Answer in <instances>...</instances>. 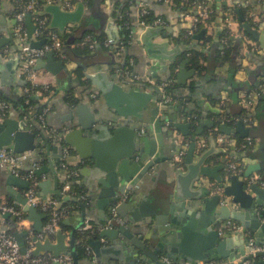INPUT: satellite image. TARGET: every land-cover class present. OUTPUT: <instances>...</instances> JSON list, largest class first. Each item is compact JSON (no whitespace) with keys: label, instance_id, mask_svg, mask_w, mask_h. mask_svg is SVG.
Returning <instances> with one entry per match:
<instances>
[{"label":"crops","instance_id":"obj_1","mask_svg":"<svg viewBox=\"0 0 264 264\" xmlns=\"http://www.w3.org/2000/svg\"><path fill=\"white\" fill-rule=\"evenodd\" d=\"M126 1L129 0H76V3H84V15L79 24L75 26H69L66 37H62L58 29L50 28V16L46 15L44 17L48 20L49 28L52 31L57 32L60 36V39L64 38L66 41L69 36H74L73 43L70 44L68 48L69 50H72V48L77 45V40L82 38V32L86 29L90 31L88 34L94 36L95 38L102 34H105L109 38V30L112 31L115 36L117 35L116 37H119L120 27L114 14L116 11H119V8H117L118 3L121 2L122 5ZM140 1L141 0H135V6L132 10V17L134 20L133 22L135 24L137 23V6ZM144 1L147 3L149 8L155 12L156 15L164 16L168 24L164 26H154V28L148 32H146L147 30L144 32H138L137 29L134 28L131 40L129 41L127 47H125V51L122 54L124 55L125 53V57H127L125 60H133L134 63L132 69L135 71V73L149 76L157 81L176 82V74L178 73L182 63L188 59L190 60L189 52L192 51H198L202 53L203 57H206L203 62L211 67L214 64V54L218 48L219 36L223 29L228 27L234 34V38L231 43L232 56L233 58L239 60L241 68L235 70L232 64L223 63L216 66L215 68L212 67V74H198L196 72L195 76L188 80L187 85H180L177 89H175L177 100L169 103L171 104V110L168 115H170L172 118L175 116L181 119L185 118V115L183 116V111L178 108V106L182 104L183 107L190 112V115L194 118L196 124L192 126L190 136H184L182 133H178L177 131V133L175 132V136L172 139H165L163 141V147H160L155 138L151 139V141H154L156 144L154 155L160 151V156L166 158L167 160H164L162 163H158L154 168V172L145 175L144 178L139 181L137 187L129 191L130 196L123 203L132 202V205L118 209L119 215L123 218L126 226L130 227L132 230H138L137 234L139 235L145 234L147 232V228H137L138 225L143 226L142 223L146 219V209L141 207V202L144 200V198H148L154 206H158L161 200L160 196H164V203L167 207H169L171 194L174 193L175 189V179L178 176V173L175 171L176 165L174 162H176V157L181 151L186 154L184 156L186 158L192 143L196 142L200 138H203L205 139V145L201 146L196 142V146L193 151L194 157L198 158V156L203 151L213 149L214 153L208 157L209 164L224 165L221 158V154L224 152L222 146L224 145H222L218 140V135L221 133L217 132L214 135L213 131H216L218 128L216 126L211 127L206 124L207 121H212L216 125L215 122L216 118L218 117L215 116L219 113H221L219 117H222L223 115H230L232 118H237L243 113L244 109L249 112L253 118L252 121L250 120L253 125L250 121L248 122V120L243 121L245 125L250 128L249 137L246 138L253 141V148H251L249 152L239 149L236 145V138H242L239 134L231 136L225 135L227 138L226 144L231 145L234 156L242 160L243 173L253 167L259 166L261 170H253L252 175L260 174L262 178L264 176V109L259 111L257 110L258 105H260L258 104V88L261 86V90L264 91V84L261 85L259 81L264 82V75H257L255 77L251 76L252 72H258L259 70L257 69H259V67L262 68L260 63H264V0H235V4L240 7L239 9L241 10L243 17L244 13L242 7L247 10L244 20L250 23L251 26L258 31V38H254L253 35L249 34L237 18H235L231 24H229L227 20L219 19L214 23L206 25L204 29L200 30L199 32H195L194 36L188 43L177 41L175 37L179 34L181 29L191 25L188 16L193 15V8H189L187 10V17H182L181 13L185 11L174 8L172 0ZM216 2L219 4L225 3L227 6L230 3L229 0H216ZM76 3L74 4L73 8L75 7ZM15 12L16 5L13 0H0V24L2 25V30L0 32V54H2V57L0 58V91L6 95L22 92L20 86L22 80V76L20 75L21 56L17 61L19 68L16 65L12 67L14 70H16L11 81V85L8 84L3 86L1 84L6 69V63L9 59V54L13 53L14 58H16L19 54L15 45V39L12 43L7 45L2 43L5 37L8 36L6 29H10L14 26L13 22L16 19ZM41 12L42 9L39 11V14L43 16ZM250 19L252 20V23L249 21ZM32 21L35 24L34 18H32ZM110 22H115L116 27L114 25L108 27ZM159 27L160 29H158ZM74 28H79L78 32L72 30ZM27 29L29 31L28 25ZM197 35H200V37H197ZM205 35H211L212 41H205L203 39ZM30 38V42L33 40H43V38L35 37L34 34ZM7 47L11 49V52L5 54L4 50ZM94 52L95 51H92L91 54L83 55L80 58L83 60V64L87 65L85 67V73H102V75H104L106 78L114 80L119 85H122L126 92H129L131 88L140 87L143 91L148 90L153 92L157 97L158 93L154 89L142 86L139 83L127 79V77H124L122 73H118V69L124 67L125 65L123 55L114 54L113 52H98L97 56L93 58ZM184 53L189 54H187L186 59L179 61ZM56 58L60 59L57 56ZM189 64L190 63L186 64L185 67L187 70H192L189 67ZM67 67L69 69L74 67V63H69ZM36 70V79L33 81L35 84L44 86L52 85L60 89L56 95H52L50 97L41 96L42 103L47 104L45 105V108L49 107V111L45 113L47 129L66 128L69 130V127L80 122V115L77 113L76 108L81 104H88L90 109L81 111V118L90 125L93 123L95 116L100 117L101 119H106L107 121L109 120L108 122L110 123L113 120L124 119V116H121L118 112L119 108L126 111L130 118L131 125L137 129L138 133L141 132V127H144L145 124L149 125L151 132L154 133L153 126L149 124L150 112L149 109H147L149 107V103L146 104V100L142 97H125L120 93L112 92L110 98H108L96 85H94L97 91L95 92L96 97L92 96L91 94L88 95L87 93L83 94L80 86L77 85V78L74 74H70V72L67 73L64 70L57 74H54L44 68H36ZM171 73H173V75ZM171 75L174 78H172ZM256 83H258V87H255ZM191 85L194 86V89L191 88ZM72 86L75 88V96L80 100V103L74 107H72L65 99V93L67 90H70ZM7 90L9 93H6ZM248 97H250L251 104H249V101L247 100ZM155 100L151 101L150 105L155 106ZM139 114H143V117H139ZM9 117L13 119L21 118L19 116V112L12 109L9 112ZM183 121H188V119L186 120L185 118ZM202 122H205L201 128L202 134L196 135L195 130L198 129ZM237 122L235 124L229 125L234 127L236 126ZM27 128L31 130L30 126ZM40 134H42V136L44 135L46 138H49V143L47 146L45 141L42 140V144L37 146L42 148L43 151V156L40 160L41 164L42 160H46L45 164H42V166L48 167L47 170L40 176L41 179L38 186V193L42 198L57 197V195L50 191L47 193L49 189H53L55 188V185H57L60 189H62L63 195H66V191L68 190H65L64 187L67 183H69V174L67 169L61 166L62 151L59 150L58 142L51 139L52 137H50L47 130L43 128ZM189 139H191V143L188 141ZM70 148L71 152L67 158V163L68 165L72 166H77L81 163L84 164V168H80L82 169L80 179L82 185L88 192L87 198L79 197V200H82L81 202L85 203L86 205V219L83 224L84 226L79 227L77 230L89 228V224L91 223H95L100 227L102 226L98 232V238H94L92 240L101 241L103 245H111L115 243V241L111 240L110 238H102L100 233L106 227L111 217L110 208L115 201L110 202V199L115 194H120L121 184L114 186L109 182L107 184L100 183L99 177L102 175L96 176V173L94 172V161L90 159V161L84 163V160L81 159L75 148ZM180 148L181 151L179 150ZM221 148L222 150L219 152L218 150ZM173 153V158H170ZM151 157L154 156L152 155ZM51 163H54L53 165L56 169L55 172L51 169ZM118 169L119 167L117 170ZM30 170L31 166L29 164H25L23 166L24 172H28ZM223 171L224 168L221 171L222 175H224ZM9 177L10 174L6 170L1 171L0 200L7 202L10 201L16 206L23 208V205L18 202V199L11 197V195H17L21 198H24L25 191L29 186V181L27 179L21 178L22 180L28 182V186L19 187L9 183ZM102 177L106 178V173H104ZM55 178L57 180L56 184ZM119 178H122L121 174L119 175ZM47 180L51 181V184H49V186L42 185V182ZM200 186L201 185L199 182L196 183L194 191L200 190ZM103 191L105 194L101 195ZM84 199H89V202H86ZM101 201L107 202L104 207L100 205ZM226 201L232 211L243 210L239 204L233 202L232 198H227ZM10 219L14 223L15 219L12 217H10ZM81 219L82 206L80 210H75L71 214H68L63 219L62 226L60 227L69 236L71 230L81 221ZM55 240L56 237L54 236L53 241ZM216 247H218L216 242L204 241L203 239L196 237L188 238L184 244V248L187 251L200 255L206 254L212 248ZM90 253L92 254L93 260L98 261L92 250ZM86 261H84V263H86ZM112 264H115V262ZM173 264L176 263L173 262Z\"/></svg>","mask_w":264,"mask_h":264},{"label":"water","instance_id":"obj_2","mask_svg":"<svg viewBox=\"0 0 264 264\" xmlns=\"http://www.w3.org/2000/svg\"><path fill=\"white\" fill-rule=\"evenodd\" d=\"M42 1L44 2L42 15L50 16V28L58 29L62 37H66L69 26L79 24L84 15L83 2H77L73 9H65L62 3ZM26 21L29 27V36L32 37L36 25L32 21L31 14H27ZM239 21L249 34L253 35L254 38L259 37L258 31L244 20L240 9ZM13 23L16 24V19ZM113 25L115 26L116 23L110 22L108 27ZM152 28L154 27L145 28L143 25H136L135 27L138 32H144L145 30L148 32ZM14 30V26L6 29L8 36L5 37L2 43L7 45L14 41ZM109 34L112 43L117 44L120 41V36L116 37L117 35L115 36L110 30ZM197 37H200V35H197ZM73 38L74 36L67 38L68 45L73 43ZM44 41L45 39L41 41L33 40L31 44L35 47H41ZM1 57L2 54H0ZM19 57V54L16 58H14L13 53L9 54L1 83L3 86L11 85L16 70L12 67L16 65L19 68L17 63ZM188 63H190L189 59L182 63L176 74V82L179 85H187L188 80L196 74V70L186 69L185 65ZM260 66L263 68L264 63L261 62ZM35 67L37 69H47L54 74L62 70L69 72L67 65L62 60L57 59L53 51H49L44 57L39 58ZM262 68L259 67L257 70H262ZM85 74L92 81V84L96 85L108 98H110L112 92H115L125 97L140 96L146 100V104L149 103L147 108L150 112L149 124L153 126L154 133L151 132L150 126L146 124L141 127V132L138 133L137 129L131 125L126 111L119 108L118 112L121 116H124V119L113 120L110 123L109 120L95 116L93 123L90 125L81 118V111L90 109L89 105L81 104L76 108L77 113L80 115V122L69 127L64 135V144L74 147L84 163L90 161V159L94 161L96 176H103L106 173V178L99 177L100 183L107 184L109 182L114 186L121 184L120 194H115L110 199V202H114L121 197L120 195L133 189L145 175L154 172V168L158 163L167 160L160 156V151L154 155L156 144L151 139L155 138L160 147H163V141L172 139L177 131L184 136H190L193 123L183 121L191 115L182 104L178 108L183 111L185 118L181 119L177 116L172 118L168 115L171 104L164 103L161 94H157L156 97L153 92L143 91L140 87L131 88L129 92H126L122 85L106 78L102 73ZM6 93H9V91L7 90ZM154 100L156 105H150V102ZM139 117H143V114H139ZM204 124L205 122H202L195 130L196 135L202 134L201 128ZM206 124L211 127L215 126L212 121H207ZM219 130L225 135L239 134L242 138L249 137L250 134V128L245 125L243 120H239L234 127L223 122L220 124ZM43 137L48 146L49 140L45 136ZM38 145L37 134L33 130H28L27 123L24 122L23 118L13 119L6 115L3 121L0 122V151L8 148L13 152H24L34 150ZM195 146L196 142H193L183 163L185 166L181 163V160H175L176 162H174L178 176L175 179V189L174 193L171 194L169 207L161 200L158 206H154L148 198H144L141 202V207L146 209V219L142 223L143 226L138 225L137 228H147L145 234H137L138 230H132L125 223L122 225L113 224L111 228H104L100 234L102 238H110L115 243L103 245L101 241L89 240V247L101 264H112L114 262L115 264H173V262L176 264H199V262L207 264L212 261L215 264H234L235 260L245 254L248 238L244 233L221 234L217 226L227 219H235L243 223L253 233L256 242L264 244V186L259 183H252L251 185L247 183V179L252 176L253 170H261V168L259 166L253 167L247 170L242 177L237 174L229 177L224 176L221 173L224 165H210L208 162V157L214 153V150L203 151L198 158H195L193 153ZM62 149L63 143H59V150L62 151ZM179 150L181 151V148ZM221 150L222 148L218 151ZM152 155L154 157H151ZM173 156L174 153L170 158H173ZM53 164L51 163V169L55 172L56 169ZM47 168L42 166L36 170V174L41 176ZM120 174L122 175L121 179L119 178ZM50 182L48 180L43 181L42 185L49 186ZM198 182L201 188L194 191ZM9 183L19 187L28 186L27 181L12 174H10ZM57 187L55 185V188L49 189L47 193L50 191L57 195L61 207L72 198L68 194L63 195L62 189ZM104 194L103 191L101 195ZM11 197L18 199V202L23 205V211L27 213L28 219L33 222L34 228L40 231L46 214L28 204L26 197L21 198L17 195H11ZM227 198H232L233 202L239 204L243 210L232 211L226 201ZM106 203L101 201L100 205L104 207ZM131 205L132 202H125L118 209ZM81 206L82 219L71 230L69 236L60 227L54 235L56 237L55 241L52 237H47L36 243L33 251L35 255L45 253H52L55 256L69 254L73 258L71 264H81L75 251V232L83 226L86 219V205L81 202ZM4 216L5 218L12 217L15 219L9 213ZM10 230L19 241L24 252L26 250L25 237L27 231H19L17 225L14 229L10 228ZM192 237L204 241H214L218 244V247L212 248L206 254H194L184 248L185 241ZM163 256H167L170 262L164 261ZM252 264H264V251L256 254V259Z\"/></svg>","mask_w":264,"mask_h":264},{"label":"built area","instance_id":"obj_3","mask_svg":"<svg viewBox=\"0 0 264 264\" xmlns=\"http://www.w3.org/2000/svg\"><path fill=\"white\" fill-rule=\"evenodd\" d=\"M230 3L227 9V21L229 24L233 23L235 20L234 10H235V0H229ZM47 3H62L65 9H72L76 1L72 0H46ZM191 8L194 9V13L191 16H188L190 20V27L187 31L189 35L193 34L196 30L199 23H202L207 19L210 13L213 10V1L212 0H202L195 1L192 3ZM16 24L14 25V39L15 45L17 47V52L21 56V66H20V75H25L26 78L34 83L33 81L36 79V61L39 58L44 57L49 51L53 49L61 50L63 45L60 39V36L57 32L48 31V39L49 43L43 44L41 47H35L30 42V37L27 29V21L26 16L29 13H38L40 11V6L38 0H28V1H20L16 0ZM149 6L144 0H141L137 6V23L136 25H143L145 28L154 27L158 25H166L168 22L161 17L157 18L153 24H146L145 21L141 20L142 16L147 14L149 11ZM182 17H187L186 12L181 13ZM35 19V31L34 36L39 38L43 35L48 25V20L45 17L34 16ZM2 26L0 24V32ZM134 31H132L133 34ZM224 45H227V41L223 40ZM98 44V38L93 37L92 35H85L82 40V45H89L90 48H95ZM106 45H112V47H117L118 55H121L125 51V45L123 42L119 41L117 44L112 43L111 39H108L105 42ZM11 52V49L7 47L4 50L5 54ZM62 57H65L62 54ZM125 65L122 68L118 69V73H122L124 77L127 79L139 83L142 86L150 87L154 89L158 94H161L163 97L164 103L174 102L176 99L173 94L167 92L166 87L171 83V81H157L154 78H151L146 75H141L135 73L132 69L133 60L127 59L124 60ZM92 96L96 97V93L92 92ZM249 104H251L250 97L247 99ZM8 107L7 104L0 102V122L3 121L4 117L2 115V110H6ZM49 111V107L44 108L43 114L40 116L43 127L48 131L51 135L52 139L59 143H63L62 156H61V166L68 171V163L67 158L70 155V147L64 144V135L68 131L66 128L63 129H55L49 128L47 129L45 113ZM189 117H186V120ZM219 118H216V121ZM238 121L240 118H234ZM24 121H27V118H23ZM243 120L247 121L246 118ZM249 122V121H248ZM218 128V127H217ZM219 142L224 145L227 143V138L225 134L221 133L218 135ZM249 143H252L251 139H248ZM201 146L205 145V139L200 138L196 141ZM223 147V146H222ZM184 152L181 151L179 155L176 157V160H182ZM43 156L42 148L37 147L34 150H28L24 152H13L11 149L5 148L0 151V174L2 170H6L9 174L27 179L30 184L29 187L25 191V197L27 198V203L36 207L41 212L46 214V218L44 220L43 226L40 231L34 228L33 222L28 219L26 212L23 211L22 207H18L15 204H10L7 201L0 200V264H71L73 258L69 254H61L58 256L53 255L52 253H45L40 255H35L33 253L36 243L38 241H43L47 237H54L57 230L60 228V222L67 215L64 210L59 211V201L54 198H42L38 193V186L40 180H37L34 176L36 170L41 168V158ZM25 164H29L31 166V170L27 173L23 172V166ZM225 169V168H224ZM226 171L229 173L241 175L243 176V167L240 166L239 163L234 161H228L226 165ZM72 174L76 175L77 171H73ZM69 177V176H68ZM248 185L252 183H259L264 186V179L260 174H253L251 177L247 179ZM69 183L65 185V190H69L71 187ZM137 187V185L135 186ZM134 187V188H135ZM88 194L82 196V198H87ZM129 192H126L121 195V197L116 200L110 208V219L105 228H110L113 224L122 225L124 224L123 218L119 215L118 207L121 203L126 201L129 198ZM10 214L15 217V222L17 223V229L19 231L26 230L27 235L25 237V246L26 250L23 252L19 241L14 237L13 233L10 232L9 224L6 221L5 214ZM218 231L222 233H244V235L248 238V245L246 246V251L243 256L239 259L235 260L234 264H252L254 259H256V254L264 251V244L257 243L253 233L250 229H247L246 226L240 221L234 219H227L222 221L217 226ZM88 253H90V247L87 248ZM163 260L166 262H170L167 256H163ZM88 264H101L99 261L92 260ZM199 264H203V262H199ZM207 264H215L214 261L209 262Z\"/></svg>","mask_w":264,"mask_h":264},{"label":"trees","instance_id":"obj_4","mask_svg":"<svg viewBox=\"0 0 264 264\" xmlns=\"http://www.w3.org/2000/svg\"><path fill=\"white\" fill-rule=\"evenodd\" d=\"M20 1H28V0H20ZM72 1H76V0H72ZM195 1H202V0H172L174 8H176L177 10L179 9V10L185 11V12H187V10L189 8H191V6L193 5L192 3ZM212 1H213L212 12L210 13L209 17L207 19H205V21L198 24L194 33L199 32L200 30L204 29V27L206 25L214 23L219 19H221V20L227 19V17H228V14H227L228 6L225 3L219 4L218 2H216V0H212ZM13 2H16V1L13 0ZM38 2H39V6H40L39 8L41 10L44 2L42 0H38ZM134 6H135V0L126 1L122 5H121V2H119L118 6H117V8H119V11H116L114 14L116 17V21L118 22V25L120 27V38H121L120 41L123 42L125 47H127V45L129 44V41L131 40V36H132V31H134V28L136 26V24L133 22L134 20L132 17V10H133ZM239 8L240 7L238 5H235L234 17L237 19H239ZM242 8H243L244 17H246L247 10L244 7H242ZM148 11L149 12L147 14L143 15L141 18V20L145 21L146 24H153L154 21L159 17H161L162 19H165L164 16L156 15L155 12L151 8H149ZM29 14L32 15V18L34 16L44 17V16H41L39 14V12L38 13H29ZM249 21L252 23L251 19ZM189 26L184 27L183 29L180 30L179 34L175 37V39L177 41H181L184 43H188L190 41V39L194 36V33L191 35H189L187 33ZM72 30H75L78 32L79 28H77V29L74 28ZM48 31H51V29L49 27L47 28V31L39 37V38L45 39L44 44L50 42L48 39ZM88 33H90V31H88L87 29L82 32V38L77 40L78 43L74 48H72V50L68 49L69 45L66 44V41L64 38H61L62 45H63L62 49L61 50L53 49L52 51L55 53V55L58 58L62 59L64 64H66L67 66L69 63H74V67L70 68L69 72H70V74H74L76 76L77 82H78L77 85L80 86L83 94L87 93L88 95H90L92 92H97V91H96L95 86L92 84L91 80L86 77V74H85L86 65L83 64V60L80 58L83 55L91 54L92 51H95L93 53V58H95L97 56L98 52H113L114 54H116L117 53V49H116L117 47L116 46L112 47V45H106L105 44V42L109 39L105 34H102V35H99L96 37V38H98V44L96 45L95 48H90L89 45H82L83 37ZM233 38H234V34H233L232 30L229 27L224 28L222 33L219 36V44H218V48L214 54L215 60H214L213 66L210 67L209 65H206L203 62L206 59V57H203L202 53H200L198 51H192V52H189L190 53V55H189V58H190L189 67L191 69L196 70V72L198 74H202V73L212 74V71H211L212 67L215 68L216 66L221 65L223 63L232 64V66L234 67L235 70L240 69L241 64H240L239 60H237L236 58H233V56H232V45H231V43L233 41ZM203 39L205 41H212V36L211 35H207V36L205 35ZM223 40L227 41V45H224ZM221 41H222V43H221ZM189 53H184V55H182V57L180 58L179 61L186 59V56ZM62 54H64L65 57H62ZM121 55H123V54H121ZM123 57H124L123 58L124 60L127 58V57H125V53H124ZM263 69L259 70L258 72H252L251 76L252 77H255L257 75L263 76L264 75ZM171 74L173 75V73H171ZM172 78H174V77L172 76ZM259 82L261 85L264 84L263 81H259ZM257 84L258 83L255 84V87L256 86L258 87ZM20 86L22 89L21 93L16 92V93H11V95H6L5 93L0 91V102H3V103L8 105L6 110L5 109L2 110V115H3V117H5L6 115H9V112L11 111V109L17 110L19 112V116L21 118H27L28 123L31 125V129L33 131H35L40 136V139L42 138V140L45 141V139L43 137L44 135L42 136V134H40L41 130L43 129L40 116L43 114L45 105H47V104L42 103L41 96L42 97H44V96L50 97L52 95H56L60 89L55 87V86H52V85L44 86V85H38V84L32 83L31 81H29L26 78L25 75H22V80H21ZM179 86L180 85H178L174 81V82H171L166 87L167 92L172 93L176 100H177V95L175 94V89H177ZM260 87L258 88V91H259V96H258L259 103L258 104H260L257 107L258 111L264 109V91H262ZM191 88L194 89V86L191 85ZM75 94H76V92H75V88L73 86L70 90H67V92L65 93V99L72 107H74V106L78 105V103H80V100L78 99V97L75 96ZM260 102H263V103H260ZM219 115H221V113H219L215 116V117H218L219 119L215 122L216 123L215 126L218 127V129H216V131L215 130L213 131L214 135L217 132L222 133L219 130V126L221 123L226 122L228 124H235L237 122L230 115H223L222 117H219ZM238 117L240 118L239 120H243V118H246L248 121L253 120V118L251 117L249 112L245 109H244L243 113ZM188 121L192 122L193 126L196 124V122L194 121V118L192 116H190L188 118ZM252 125H253V123H252ZM253 128H254V126H253ZM251 138H254V137H251ZM47 139L49 140V138H47ZM42 140H39V145L42 144ZM188 141L190 143L192 142L191 139H189ZM252 144H253V141L250 144L248 141V138H236L237 147L241 150H245L246 152H249L250 149L253 148ZM223 149H224V152L221 154V158H222V161L224 163V168H225L223 173H224V176L229 177L232 175V173L230 172L228 175V172L226 171V165H227L228 161L237 162L240 164L241 167H243V164H242V160H240L238 157L234 156L231 145L224 144ZM70 150H71V148H70ZM185 155L186 154L184 153L182 156V160H181L182 164L185 162V157H184ZM45 162H46L45 159L42 160V164H45ZM83 165L84 164H82V163L80 165H77V166L68 165V174H69L68 175L69 176L68 182L71 185V188L68 191H66V193L68 195H70L72 199L66 201L63 206L57 207L59 211L64 210L66 215L71 214L75 210H80L82 200H79V197H82L88 193L86 188L82 185L81 179H80L81 178V172H82L81 171L82 169H80V168H84ZM73 171H77V174L76 175L72 174ZM24 173H27V172H24ZM34 176L37 180L41 179V177L36 173H34ZM62 188H63V186H62ZM53 198L58 200L57 197H53ZM75 199H78V200H75ZM160 199H161V201L165 202L164 196H160ZM84 200L86 202H89V199H84ZM8 203L13 204L10 201H8ZM63 219L60 222V226H62ZM6 221L9 224V227L11 229H14V227L16 226L15 224H17L15 221L13 223L10 218L6 219ZM89 225H90L89 228L76 230V232H75V239H76L75 251L78 255V258H79V261L81 264H88L93 260L92 254L88 253V251H87V248L89 247V240L94 239V238H98V232H99L100 228L102 227V226L101 227L98 226L95 223H91ZM114 225H116V224H114ZM10 232H12V231L10 230ZM84 261H86V263H84Z\"/></svg>","mask_w":264,"mask_h":264},{"label":"bare ground","instance_id":"obj_5","mask_svg":"<svg viewBox=\"0 0 264 264\" xmlns=\"http://www.w3.org/2000/svg\"><path fill=\"white\" fill-rule=\"evenodd\" d=\"M25 123H27L28 122V120H27V122L26 121H24ZM42 124V123H41ZM28 126H30L31 127V125L29 124V123H27V127ZM42 127H43V124H42ZM44 129H45V127H43ZM29 130V129H28ZM32 130V129H31ZM46 130V129H45ZM35 132V131H34ZM36 133V132H35ZM37 134V133H36ZM49 134V133H48ZM50 135V134H49ZM50 137H51V135H50ZM37 139L38 140H42V138L40 139V136L37 134ZM52 139V138H51ZM21 178V177H20ZM29 184H30V182H29ZM29 187V186H28Z\"/></svg>","mask_w":264,"mask_h":264}]
</instances>
